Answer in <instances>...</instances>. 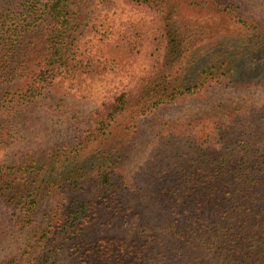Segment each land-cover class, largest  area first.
<instances>
[{
	"label": "trees",
	"instance_id": "trees-1",
	"mask_svg": "<svg viewBox=\"0 0 264 264\" xmlns=\"http://www.w3.org/2000/svg\"><path fill=\"white\" fill-rule=\"evenodd\" d=\"M66 1L0 0V153L13 121L30 120L54 71L68 68ZM189 1L232 12L215 0ZM232 18L245 33L257 28ZM164 24L149 39L146 74L110 94L80 135L0 159V244L26 237L5 264H264V113H253L255 105L224 103L217 113L161 122L145 160L127 170L141 116L209 89L264 87V79L231 73L233 57L251 59L248 34L221 35L201 58L197 45L208 26ZM40 28L42 42L21 50L23 38ZM140 28L120 44L126 51H138ZM21 79L24 86L16 87ZM118 125L126 140H114ZM1 208L11 209L8 222Z\"/></svg>",
	"mask_w": 264,
	"mask_h": 264
},
{
	"label": "rangeland",
	"instance_id": "rangeland-1",
	"mask_svg": "<svg viewBox=\"0 0 264 264\" xmlns=\"http://www.w3.org/2000/svg\"><path fill=\"white\" fill-rule=\"evenodd\" d=\"M215 1L229 5L232 10L230 15L216 13L210 4H195L189 0H166L162 7L137 5L129 0H67L72 26L68 37L72 43L68 68L54 71L52 80L42 89L35 107L26 112L30 120L13 121L10 135L5 139L8 149L1 151L0 159L10 160L11 157L14 160L28 149L45 151L51 145L69 142L80 135L89 126L92 113L110 94L121 90L124 85L133 87L146 74L152 61L149 39L156 33L157 27H163V21L164 26H175L184 20L208 26L207 36L201 40V46L200 43L197 45V48L202 47L197 53L198 56L202 54L201 58L212 53L208 49L210 41H217L221 35L248 34L245 35L248 41L246 46L251 59L239 61L233 57L231 73L247 75L254 80L264 79V37L250 35L256 31L264 35V0ZM232 15L244 17L249 24L257 27L256 30L245 33L244 29H238ZM138 25L144 33L137 43L138 51H126L120 44H124L126 37L132 35ZM130 31L133 33H128ZM43 34L44 30L40 28L23 38L21 50L30 51L35 44L42 42ZM179 50L173 51V54H178ZM260 52L263 54L260 55ZM24 84L25 79H21L16 87ZM230 102L253 104L256 107L253 113H264V87L253 85L247 89H209L141 116L138 119L139 133L126 154L127 170L132 172L145 160V144L153 138L161 122L192 118L204 112L217 113L221 104ZM117 127L114 140L121 135L126 140V134L119 125ZM99 142H102V137L97 140V148L102 145ZM1 209L8 222L11 209ZM25 239L3 240L0 244V264H5L20 253Z\"/></svg>",
	"mask_w": 264,
	"mask_h": 264
}]
</instances>
